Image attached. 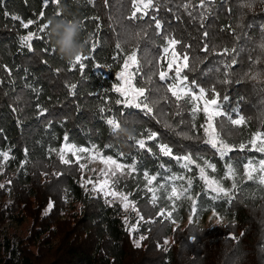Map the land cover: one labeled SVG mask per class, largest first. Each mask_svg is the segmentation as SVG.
Listing matches in <instances>:
<instances>
[{"label":"trees","instance_id":"trees-1","mask_svg":"<svg viewBox=\"0 0 264 264\" xmlns=\"http://www.w3.org/2000/svg\"><path fill=\"white\" fill-rule=\"evenodd\" d=\"M240 2L212 0L207 18L201 20L203 9L196 8L193 19L188 15L193 8L186 11L183 7L189 0H157L159 11L150 9L145 20L130 22L123 18L129 14L128 0H109L111 6L107 8L104 0H95L94 6L87 0H62L60 11L64 15L57 19L88 17L87 28L80 33L82 40L89 32H95L97 23L101 25L93 37V40L99 37L101 46L93 61H85L86 68L81 74L78 70L68 71L67 61L58 54L51 38L34 40V51L22 47L20 35L35 31V26L24 29L19 21L2 15L9 11L27 21L44 10L47 19L53 16L56 5L50 4L45 9L42 0H4L0 7V152L9 151L10 156L6 162L0 156V183L7 180L12 183L0 189V264H264V192L255 185L244 188L239 199L231 204L224 200L213 202L206 196L197 198L198 216L209 213L212 216L215 208L223 217L220 223L209 217L206 224L186 222L177 229L170 220L156 216L162 207L171 210L172 202L166 198L171 184L184 183L167 181V177H196L192 193L202 191L198 170L188 172L182 167L183 162L161 155L158 143L169 144L177 156L206 158L217 165L218 172L212 175L224 170L225 161L203 143L204 133L199 129L205 122L203 113H197L193 120L186 105L181 115L176 116L175 103L167 104L160 99L154 104V114H145L141 109L116 104L120 97L112 91L113 85L118 84L117 73L124 56L136 50L142 71L134 83L146 84L144 72H147L153 76V82L147 84L153 90V99L165 95L162 87L156 91L160 82L155 73L158 67L164 68V43L155 34L151 20V16H156L161 19L165 34L181 40L183 45H191L187 49L190 69L183 75L205 89L215 84L218 91L229 96L228 101L221 102V108L233 117L239 112L248 121L239 127L225 125V138L238 144L246 142L253 132L264 131V87L250 81L219 83L225 70L233 81L243 79L242 73L248 71L250 63L249 54L255 57L254 49L264 40V0H251V9H242ZM93 16H99L100 20H91ZM205 30L210 33L206 42L214 49L208 53L200 51ZM116 43L122 45L123 52H117ZM45 48L50 51L45 53ZM177 48L181 52L186 50L180 45ZM224 48L239 49L238 64L233 68L225 69L231 63L230 57L216 54ZM97 62L110 67L96 68ZM72 83L78 85L74 93L67 87ZM101 107L111 111L100 113ZM105 117L121 121L123 130L113 133ZM193 124L197 126L195 129ZM146 131L158 133L157 141H148L151 153L139 149L131 139L142 138ZM65 135L69 137L68 143L95 146L101 154L121 163L135 160L136 178L128 177L121 184L126 185L123 190L133 192L130 199L135 200L141 215L155 222L137 223V215L128 217L119 203L109 206L102 194L86 191L82 187L87 180L85 172L75 163L60 164L56 152H50L65 142ZM121 152L125 156L121 157ZM229 157L228 163L239 169L247 158L258 160L261 155L235 151ZM21 161L25 162L23 168ZM161 164L165 167L161 168ZM145 171L156 175L159 184L167 185L157 191L159 199L155 207L150 203L151 193L144 189ZM56 172L62 175H53ZM50 202L53 207L49 210ZM190 207L185 198L176 201L173 218L177 224ZM24 221L26 226L20 236L5 231L7 223ZM133 225L135 231L130 230ZM230 234L238 239H231ZM141 236L146 239L141 240ZM165 239L169 244L164 245Z\"/></svg>","mask_w":264,"mask_h":264},{"label":"snow or ice","instance_id":"snow-or-ice-1","mask_svg":"<svg viewBox=\"0 0 264 264\" xmlns=\"http://www.w3.org/2000/svg\"><path fill=\"white\" fill-rule=\"evenodd\" d=\"M43 6L46 9L50 4L56 5V10L52 17H62L64 14L60 11V5L62 0H42ZM89 4L95 5V0H87ZM212 3V0H198L197 3H193L192 0H189V3L183 4V7L187 11L190 7L193 8V11H189L188 15L195 19L194 10L196 8L203 9V12L200 13V19L204 20L207 18L209 5ZM4 0H0V7H3ZM130 4L129 14L124 19H127L130 22H136L139 20H145L149 17V10L155 9L160 10L157 0H128ZM105 7H110L109 0H104ZM127 5H122L121 7H126ZM240 7L251 9L252 2L251 0H241ZM231 11V9H229ZM4 17H8L13 21H19L20 25L24 29H29L30 26H35V31H28L27 34H22L19 37V41L22 47L27 48L29 51H34L33 41L41 40L43 41L46 37L50 38L49 34V18L45 19L46 12L41 10L34 19H28L24 21L19 15L11 14L9 11H4L2 13ZM88 17L82 18L79 21L80 33L84 32L87 28L85 20ZM93 21H99V16L91 17ZM151 20L154 24L155 34L162 37V43H164L163 53L167 56L169 53L171 59L168 60L166 69L162 67L157 68L155 73L158 76L159 87L156 91H159V88H164L165 95L159 97L157 100L153 99V90L147 86L153 82V76L148 75L147 72H144L146 78V84L141 85L134 83L136 78L141 74L140 61L137 58L136 50L130 52L123 58V64L121 70L117 73L118 84L113 85L112 91L119 94V99L115 101L116 104H122L125 107H135L141 109L145 114H154V104L158 103L160 99L164 103L171 104L175 103L177 111L176 116L181 115V110L187 105L190 107L192 119L194 120L197 113L202 112L204 114V124L199 125V129L203 130L204 139L203 143L209 145L212 149L215 150V153L219 155L220 159L225 161V167L222 173L217 175H212L217 173V165L210 162L206 158H197L192 155H175L173 148L166 143H158L156 147L159 149V153L166 157H171L177 162H183L182 167L188 172H192L193 168L198 170V179L202 182V191L197 193H192L193 188V179L196 177H186L184 175H172L166 178L167 181H183L184 183L177 185L172 183L170 186V191L166 194V198L172 202L171 210H168L166 207H162L156 213L157 217L163 216L166 220H170L176 228H179L176 220L173 218V212L176 210V201L185 198L190 201V215L188 217L189 225L196 222V217L200 206L198 204V197H208L211 201H220L224 200L227 203L231 204L234 201H237L240 195L243 193L244 188L249 185H255L260 192H264V131L257 130L253 132L247 141H241L238 144L230 142L225 138L223 133L225 132V125H230L232 127L244 126L248 123L245 116L240 115L239 112H236L235 117L230 115L227 111L221 108L222 101H228L229 96L227 94H222L217 90L215 84L210 89H205L200 86L199 83L195 80H189L186 75L183 73L186 70L190 69V53L187 49L191 48V45H183L181 40H178L174 36L165 34L163 32V25L161 19L156 16H151ZM100 23L95 25V32H89L90 39L85 42V52L77 56L74 60L67 62L68 71H79L81 74L84 73L86 68L85 61H93L95 59V52L101 46L102 41L97 38L93 40V37L96 36V33L100 30ZM152 27V25H148ZM200 27L203 29L204 24L201 23ZM146 31V29L144 30ZM139 37V33L136 34ZM210 33L205 30L202 33L201 48L200 51L208 53L209 51H214L212 46L206 41L209 39ZM180 45L185 51L181 52L177 46ZM115 49L118 53L123 52L124 49L120 43L115 44ZM49 48H45L44 52L48 53ZM254 52L257 53L255 57L251 54L248 56L250 61L248 65V71L242 73L243 79H236L233 81L230 78V73L225 70L223 72V79L219 83L227 85L233 82L240 84L245 81H250L255 84L264 87V40H262L257 48L254 49ZM217 55L228 56L231 59L230 64L225 65V69L233 68L238 64L236 56L239 55V49L237 48H224L222 50L216 51ZM115 60L116 57L114 56ZM47 63V61H45ZM96 68L110 67L109 65H101L99 62L95 64ZM60 69H57L59 72ZM171 73V75H170ZM70 92L74 93V90L78 87L76 83L67 85ZM198 89V91H197ZM170 94V95H169ZM243 99V98H241ZM106 102V101H105ZM106 111H111V109H106L105 107L99 108L100 113ZM224 118V119H218ZM106 124L110 127L113 133H118L121 130V121L115 117H105ZM183 123V121H181ZM171 128V125H167ZM194 129L197 127L195 124L192 126ZM197 129V130H199ZM178 135L180 133H177ZM158 133L157 132H145L142 138L132 137L135 145L146 152L151 153L152 148L148 146V141H157ZM187 138V137H186ZM65 143L57 150L51 149L50 152H56L60 164L65 166H71L75 163L81 172L85 170L91 171L93 173L92 177H88L86 184L82 185L85 187V190L90 193H96L97 195L102 194L105 198V202L112 206L115 203H119L121 208L127 212H135L139 222L153 223V219H146L141 215V209L138 208L134 199H130L133 196L131 190H123L126 188V185H122L121 182L126 180L128 177L136 178L133 176V173L137 171V165L135 160L130 164H124L118 161V159L113 158L112 156H105L100 153L99 150L95 149L93 146L92 149L87 147L77 146L72 143H68L69 137L64 136ZM27 153V150H25ZM235 151H251L259 153L261 155L260 159L255 157L247 158L246 162L243 163L242 168H237L231 163H228L230 159L229 154ZM85 154H87V163H81V160L85 159ZM0 156L3 157V160L6 162L9 159L10 152L4 151L0 152ZM120 156H125V153L121 152ZM97 163L100 165L99 168H92L91 164ZM25 162L21 161L20 167H24ZM165 166L161 164V168ZM47 175V173H44ZM53 175L60 176L62 173L56 172ZM144 177V189L146 192L151 193L150 203L155 207L159 197L157 196V191L159 189H164L167 185L159 184L157 182V176L151 175L149 172H143ZM11 180H7L5 183H0V189H4L6 185H10ZM90 186V188L88 187ZM139 187V186H137ZM255 191L253 192V196ZM53 207V203L48 204V209L50 210ZM217 223L222 222L223 217L220 213L213 208L212 216ZM127 222V218H125ZM131 231L136 230V226L133 225L130 229ZM243 232L240 233L242 237ZM230 238L233 240L238 239L234 234H230ZM141 240L146 239V237L141 236ZM194 240L195 237H192ZM164 245L169 244L167 239L164 240ZM139 246V242H136ZM167 250V249H165Z\"/></svg>","mask_w":264,"mask_h":264},{"label":"clouds","instance_id":"clouds-1","mask_svg":"<svg viewBox=\"0 0 264 264\" xmlns=\"http://www.w3.org/2000/svg\"><path fill=\"white\" fill-rule=\"evenodd\" d=\"M48 23L53 45L65 61L70 62L85 52V42L90 39V35L84 40L81 39L80 25L77 19L66 20L49 17Z\"/></svg>","mask_w":264,"mask_h":264},{"label":"rangeland","instance_id":"rangeland-1","mask_svg":"<svg viewBox=\"0 0 264 264\" xmlns=\"http://www.w3.org/2000/svg\"><path fill=\"white\" fill-rule=\"evenodd\" d=\"M171 59V55H170V53L167 55V56H165V54L163 53V49H162V61L164 62V68L166 69V66H167V62H168V60H170ZM170 75H171V73H170ZM118 83H119V81H118ZM197 91H198V89H197ZM204 115V114H203ZM65 142H63V143H61V145L58 147V149L64 144ZM57 149V150H58ZM89 149H92V148H89ZM1 159H3V157L1 156ZM88 161H87V154H85V159H83V160H81V163H87ZM91 167L92 168H99L100 167V165L99 164H97V163H93V164H91ZM0 170H1V168H0ZM85 172V174H86V177L88 178V177H92L93 176V173L91 172V171H88V170H85L84 171ZM125 215L126 214H128V217H131V215H134V214H136L135 212H132V211H127V212H123ZM130 215V216H129ZM189 215H190V211H189V209H185L184 210V212H183V214L181 215V221L179 222V226H182V225H185L186 224V222H188V217H189ZM209 217H211V213H209V214H206V215H203V216H197L196 217V221H198V222H202V223H204V224H206V222L208 221L207 219L209 218ZM128 224H130V222H128ZM25 226H26V222L24 221V222H22V223H20V224H16V223H7L6 225H5V227H6V229H5V231H9L10 233H15V235L16 236H20L22 233H23V230L25 229Z\"/></svg>","mask_w":264,"mask_h":264}]
</instances>
